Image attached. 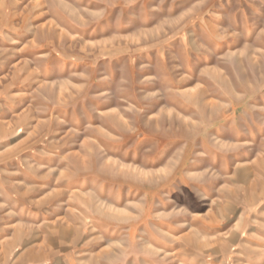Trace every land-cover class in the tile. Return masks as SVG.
Masks as SVG:
<instances>
[{"label":"rangeland","instance_id":"374dc122","mask_svg":"<svg viewBox=\"0 0 264 264\" xmlns=\"http://www.w3.org/2000/svg\"><path fill=\"white\" fill-rule=\"evenodd\" d=\"M0 264H264V0H0Z\"/></svg>","mask_w":264,"mask_h":264},{"label":"crops","instance_id":"0c3cea01","mask_svg":"<svg viewBox=\"0 0 264 264\" xmlns=\"http://www.w3.org/2000/svg\"><path fill=\"white\" fill-rule=\"evenodd\" d=\"M165 234H167V233H165ZM175 238H176V236H175ZM151 243H153L151 245L155 251L159 252L160 254H164L165 256H175L178 253L179 248H180V247H176V248L170 247V246H167L166 244H163L162 242L158 243V242L154 241ZM178 257H180V256H178ZM185 259H187V258H185ZM133 263H135V259L133 260Z\"/></svg>","mask_w":264,"mask_h":264},{"label":"bare ground","instance_id":"6f19581e","mask_svg":"<svg viewBox=\"0 0 264 264\" xmlns=\"http://www.w3.org/2000/svg\"><path fill=\"white\" fill-rule=\"evenodd\" d=\"M107 93L106 92H104L103 94H101V95H106ZM203 158H205V156L203 155V156H201V157H199V159H203Z\"/></svg>","mask_w":264,"mask_h":264}]
</instances>
